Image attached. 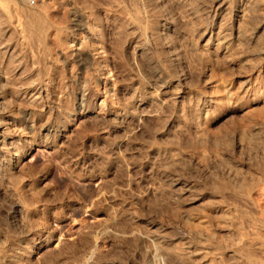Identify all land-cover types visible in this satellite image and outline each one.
I'll return each mask as SVG.
<instances>
[{
	"label": "rangeland",
	"instance_id": "obj_1",
	"mask_svg": "<svg viewBox=\"0 0 264 264\" xmlns=\"http://www.w3.org/2000/svg\"><path fill=\"white\" fill-rule=\"evenodd\" d=\"M143 1L0 0L3 264H164L159 235L189 240L173 264H264V31L223 53L198 30L213 12L230 27L232 6Z\"/></svg>",
	"mask_w": 264,
	"mask_h": 264
},
{
	"label": "bare ground",
	"instance_id": "obj_2",
	"mask_svg": "<svg viewBox=\"0 0 264 264\" xmlns=\"http://www.w3.org/2000/svg\"><path fill=\"white\" fill-rule=\"evenodd\" d=\"M131 1V0H130ZM135 1V0H134ZM145 1V0H144ZM143 1V2H144ZM147 1V3H148V5L146 6L145 4H147V3H143L144 4V7L146 6V7H148V6H150V4H149V2H152V1H155L156 3H157V6L158 7H160L161 5H163L164 3H166V5H168L169 6V4L167 3V2H169V1H172V0H146ZM175 1V0H174ZM216 2H215V4H216V7H221V8H224V10L226 9V7L228 8V7H230V6H232V9H233V13H234V18H233V20H232V23H230L231 25H230V27H228L229 26V24H226L227 22L225 21V19L227 20V18H225L224 19V16H223V22H222V17H221V15L219 14V12L220 11H217L218 12V14L220 15V17L221 18H219L218 17V15L215 13V12H213V10H212V12H213V16H211V18H212V20L210 21V22H204V24L202 25V26H200V27H196V29H198V28H200V30H198L199 31V34L198 35H200L201 36V38H202V40L203 41H205L204 42V44L205 45H208V47H211L212 49H214V50H221V51H223V53H224V51H227L228 53H230V51L231 52H233V49L234 48H236L234 51L237 53L239 50H237V48L238 47H241L242 45H239L238 43H236V42H239V43H242L243 41H244V43L247 41V42H250L249 40H251L250 38H254V37H257V35H262L263 36V31H264V14H260V12L262 11V9H260V7L259 6H261V8H263L262 6H264V0H215ZM180 3V1H177V2H175V5H176V3ZM170 4H171V2H169ZM174 3V2H173ZM178 3V4H179ZM183 3H185V1L183 2ZM190 3V2H189ZM16 4V3H15ZM143 4H140V5H143ZM154 4V3H153ZM152 4V5H153ZM177 4V7L178 8H181V5H182V3H180L179 5ZM209 4V3H208ZM155 5V4H154ZM153 5V6H154ZM172 5V4H171ZM170 5V6H171ZM201 5V4H200ZM229 5V6H228ZM157 6H155L156 8H157ZM167 6V7H168ZM173 6V5H172ZM180 6V7H179ZM185 6V5H184ZM187 7H188V5H186ZM137 7H139V6H137ZM137 7H134V9L135 10H137L138 12H142L143 10H139V8H137ZM141 7H143V6H141ZM145 7V8H146ZM155 7H153V8H155ZM162 7V6H161ZM166 7V8H167ZM177 7H176V9H177ZM183 7V6H182ZM191 7V6H190ZM197 7V6H196ZM195 6L193 7V8H196ZM209 7H210V5H209ZM215 7V6H214ZM215 7V8H216ZM123 8V7H122ZM145 8H142V9H145ZM151 8V7H150ZM149 8V9H150ZM153 8H151V10L153 9ZM165 8V7H164ZM169 8V7H168ZM172 8H174V6L172 7ZM211 8V7H210ZM220 8V9H221ZM133 9V8H132ZM132 10L133 11V17H134V14L135 13H137L136 15L138 16V12L136 11L135 13H134V11L135 10ZM141 9V8H140ZM149 9H146L145 11H149ZM158 9V8H157ZM156 9V10H157ZM176 9H170L169 8V10H171L172 12H173V14H174V10L176 11ZM185 9V8H184ZM197 9V8H196ZM200 9V8H199ZM217 9V8H216ZM229 9H231V7L229 8ZM156 10L154 11V13L156 12ZM167 10V9H166ZM189 10V9H188ZM223 10V11H224ZM259 10H261V11H259ZM119 11V10H118ZM144 11V12H145ZM159 11V10H158ZM157 11V12H158ZM205 11V10H204ZM231 11V10H230ZM120 12V11H119ZM141 12H140V14H139V16H141ZM152 13H153V11H151ZM151 12L149 11V13H146V14H148L149 16H150V14H151ZM177 12V11H176ZM179 12H181V11H179ZM179 12H177V13H179ZM183 12V11H182ZM189 12V11H188ZM192 12V11H191ZM201 12V11H200ZM208 12V11H207ZM161 13V12H160ZM160 13H157V14H160ZM164 13V12H163ZM167 13V12H166ZM171 14V12H168V14ZM186 13V12H185ZM205 13V12H204ZM209 13V12H208ZM224 13V12H223ZM156 14V13H155ZM176 14V13H175ZM180 14V13H179ZM178 14V15H179ZM193 14H195V12L194 13H192V15ZM214 14H216V15H214ZM230 14V13H229ZM13 15V14H12ZM126 15V14H125ZM129 15V14H128ZM128 15H127V17H128ZM131 15V14H130ZM147 15V16H148ZM187 15V14H186ZM205 15V14H204ZM146 16V17H147ZM148 16V17H149ZM153 16V15H152ZM155 16V15H154ZM188 16H190V15H188ZM187 16V17H188ZM195 16V15H194ZM2 17V16H1ZM12 17H14V16H12ZM141 17H143V14H142V16ZM139 18V17H136V18H138V19H140V21H141V19L142 18ZM145 17V16H144ZM147 17V18H148ZM156 17H157V20H155V21H158V19H159V17H160V19H161V15H156ZM174 17V16H173ZM182 17V16H181ZM186 17V18H187ZM230 17V16H229ZM125 18V17H124ZM130 18H131V16H130ZM130 18H128L129 19V22H131L132 20H130ZM154 19H155V17H153ZM162 18H163V15H162ZM165 19H166V17H164ZM178 18V17H177ZM195 18V17H194ZM200 18H202V17H200ZM2 19V18H1ZM132 19H135V18H132ZM144 19V18H143ZM142 19V20H143ZM168 19H169V17H168ZM168 19H167V21H168ZM171 20H172V18H170ZM170 19H169V21H170ZM18 20V19H17ZM151 20H152V18H151ZM177 20V19H176ZM195 20V19H194ZM193 20V21H194ZM210 20V19H209ZM135 21V20H134ZM144 21V20H143ZM146 21V20H145ZM145 21L144 22H140L142 25H143V23L146 25V23H145ZM148 21V20H147ZM180 21H181V19H180ZM180 21H178V22H180ZM186 21V20H185ZM198 21V20H197ZM203 21V20H202ZM205 21V20H204ZM207 21V20H206ZM225 21V22H224ZM7 22V21H6ZM138 22V21H137ZM148 22H150V21H148ZM154 21H152V23H153ZM159 22H160V20H159ZM191 22H192V20H191ZM230 22V21H229ZM127 23V22H126ZM132 23H135V25H136V22H132ZM157 23V22H156ZM195 23V22H194ZM90 24V23H89ZM155 24V23H154ZM164 24H165V22H164ZM170 24V23H169ZM188 24V23H187ZM190 24V23H189ZM198 24V23H197ZM131 25V24H130ZM134 25V26H135ZM147 25H148V23H147ZM160 25V24H159ZM129 26V25H128ZM133 26V25H132ZM167 26V25H166ZM165 26V27H166ZM186 26V25H185ZM130 27V26H129ZM140 27V26H139ZM148 27V28H147ZM147 27H144L145 29L147 28V32H148V34L149 35H147V36H151V39L152 38H156V34H157V30H159L158 28H156L155 26H153L152 24L149 26H147ZM164 27V26H163ZM176 27H178V26H176ZM135 28V27H134ZM160 28H162V27H160ZM172 28V27H171ZM165 29V28H164ZM181 29H182V27H181ZM184 29V28H183ZM135 30V29H134ZM141 30H144L143 29V27L141 28ZM189 30V29H188ZM191 30V29H190ZM262 31V33H258L259 31ZM169 31V30H168ZM187 31V30H186ZM185 31V32H186ZM192 31V30H191ZM21 32V31H20ZM142 32H144V31H142ZM159 32H160V30H159ZM162 32L163 31H161V34H162ZM174 32V31H173ZM183 32V31H182ZM189 32V31H188ZM190 33V32H189ZM193 33V32H192ZM258 33V34H257ZM165 34V33H164ZM167 34V33H166ZM101 35V34H100ZM186 35V34H185ZM184 35V36H185ZM152 36H154V37H152ZM157 36H158V34H157ZM169 36V35H168ZM171 36V35H170ZM192 36V35H191ZM189 37V36H188ZM1 38V37H0ZM140 38V37H139ZM143 38V37H142ZM148 38H150V37H148ZM158 38V37H157ZM179 38V37H178ZM190 38V37H189ZM136 39V38H135ZM145 40V39H144ZM156 40V39H155ZM173 40V39H172ZM187 40V39H186ZM190 40V39H189ZM252 40H255V38L254 39H252ZM141 41V40H140ZM150 41V40H149ZM164 41H166V40H164ZM180 41V40H179ZM183 41H184V39H183ZM259 41H261V39L259 40ZM5 42V41H4ZM155 42H157V41H155ZM161 42V41H160ZM178 42V41H177ZM255 42V41H254ZM257 42H258V37H257ZM256 42V43H257ZM256 43H254L255 45L253 46V48H255V50L256 49H258L260 46H258V45H256ZM259 43V42H258ZM261 43V42H260ZM247 44V43H246ZM250 44V43H249ZM141 45L142 44H140V47H141ZM176 45V44H175ZM245 45V44H244ZM251 45H253L252 44V42H251V44H250V46ZM261 45V44H260ZM138 46V45H137ZM171 46V45H170ZM180 46V45H179ZM249 46V45H248ZM257 46H258V48H257ZM186 47V46H185ZM144 48H146V47H144V46H142L140 49H139V51L138 52H145V51H147V50H150V49H146V50H144ZM173 48V47H172ZM250 48H252V47H249V49ZM160 49V48H159ZM241 49L243 50V49H245L243 46L241 47ZM260 50H261V47L259 48ZM5 50V49H4ZM169 50V49H168ZM198 50V49H197ZM204 50V49H203ZM229 50V51H228ZM241 50V51H242ZM247 50H248V47H247ZM247 50H246V52H247ZM253 50V49H252ZM254 50V51H255ZM152 51V50H151ZM150 51V52H151ZM158 51V50H157ZM175 51V50H174ZM243 51H245V50H243ZM242 51V52H243ZM257 51V50H256ZM148 52V51H147ZM150 52H149V54H150ZM162 52V51H161ZM168 52V51H167ZM173 52V51H172ZM171 52V53H172ZM193 52V51H192ZM215 52V51H214ZM219 52V51H218ZM234 52V53H235ZM240 52V51H239ZM238 52V53H239ZM251 52V50L249 51V53ZM153 53V52H152ZM159 53V55H160V52H158ZM174 53V52H173ZM205 53V52H204ZM220 53V52H219ZM222 53V52H221ZM226 53V52H225ZM236 53L235 54H233V55H235L236 56ZM237 53V54H238ZM257 53H258V51H257ZM259 53H261L260 51H259ZM139 54V53H138ZM143 54V53H142ZM148 54V53H147ZM164 54H166V53H164ZM176 54V53H175ZM197 54V53H196ZM206 54V53H205ZM232 54H230V56L229 57H231V55ZM247 54H248V52H247ZM140 55V54H139ZM177 55V54H176ZM232 55V56H233ZM145 56V55H144ZM152 56V55H151ZM171 56V55H170ZM174 56V55H173ZM173 56H171L172 58H173ZM197 56V55H196ZM223 56V55H222ZM239 56V55H238ZM238 56H236L237 58H238ZM261 56V55H260ZM193 57V56H192ZM241 57V56H240ZM247 57H248V55H247ZM246 57V58H247ZM139 58V57H138ZM153 58V57H152ZM162 58V57H161ZM169 58V57H168ZM202 58V57H201ZM205 58H207V56L205 57ZM209 58H211V57H209ZM232 58V57H231ZM230 58V59H231ZM242 58V57H241ZM251 58V57H250ZM261 58V57H260ZM263 58V57H262ZM195 59V58H194ZM204 59V58H203ZM208 59V58H207ZM255 59H256V57H255ZM144 60V59H143ZM148 60V59H147ZM142 61L141 62V64H142V66H143V68H144V70L148 73V77H150L151 78V80L153 81V85H156L158 88L156 89V90H158L159 89V93L162 95V96H168V92H169V89L171 88V86H173L172 84H170V82H169V78H166V76L164 75V73H163V71L161 70V69H159V67H158V69H156V68H154V69H156V70H152L150 67L152 66V64H151V66H150V62H149V64H148V61ZM150 60V59H149ZM184 60V59H183ZM232 60H233V58H232ZM238 60V59H237ZM236 60V61H237ZM242 60H244V56H243V59ZM247 60V59H246ZM163 61V60H162ZM199 61H200V59H199ZM198 61V62H199ZM207 61V60H206ZM235 61V62H236ZM251 61V60H250ZM253 61H255L254 59H253ZM252 61V62H253ZM197 62V61H196ZM208 62V61H207ZM244 62V61H243ZM247 62V61H246ZM248 62H249V57H248ZM252 62H250V63H252ZM257 62V61H256ZM168 63V62H167ZM238 63H241L242 64V62H238ZM238 63L236 64V65H238ZM196 64V63H195ZM212 64V63H211ZM210 64V65H211ZM199 65V64H198ZM206 65V64H205ZM250 65V64H249ZM213 66V65H212ZM162 68V67H161ZM214 68V67H213ZM240 68V67H239ZM151 69V70H150ZM175 69V68H174ZM242 69V68H241ZM241 69H239V70H241ZM247 69V68H246ZM144 71V72H145ZM152 71V72H151ZM178 72V71H177ZM205 75V74H204ZM214 76V75H213ZM205 77V76H204ZM212 78V77H211ZM210 78V79H211ZM150 80V81H151ZM145 83V82H144ZM146 84V83H145ZM145 86V85H144ZM174 87V86H173ZM153 90H155V89H153ZM151 92H154V91H151ZM138 94V93H137ZM150 96V95H149ZM191 96V95H190ZM82 97V96H81ZM151 97V96H150ZM155 97V96H154ZM144 98V97H143ZM147 98V97H146ZM152 98V97H151ZM165 98V97H164ZM191 98V97H190ZM205 98V97H204ZM189 100V99H188ZM142 101V100H141ZM204 101V100H203ZM134 102V101H133ZM139 102V101H138ZM165 102V101H164ZM4 103V102H3ZM157 103V102H156ZM7 104H5V106H6ZM137 105V104H136ZM166 105V104H165ZM128 106V105H127ZM147 106V105H146ZM146 106H145V108H146ZM127 108V107H126ZM133 109V108H132ZM162 109V108H161ZM164 110V109H163ZM129 111V110H128ZM148 111V110H147ZM130 112V111H129ZM11 113V112H10ZM144 113V112H143ZM8 114V112L6 113V115ZM146 114V113H145ZM8 116V115H7ZM1 117V116H0ZM0 121L1 122H3L1 119H0ZM0 122V151H1V153L3 152L2 150H3V147L5 146L6 147V144H12L13 143V141H11V140H8V138H10V137H8V135H7V133H5L4 132V127L5 126H3V129L1 128V123ZM6 124V123H5ZM6 128H8V127H6ZM10 129V128H9ZM5 131H7V130H5ZM11 139V138H10ZM15 141V140H14ZM14 145V144H13ZM9 147H10V145H9ZM13 148V147H12ZM5 152V151H4ZM0 153V154H1ZM2 156V155H1ZM4 161V160H3ZM7 162V161H6ZM223 167V166H222ZM225 169V168H224ZM1 171V170H0ZM227 171H229V170H227ZM4 172V171H3ZM2 172V173H3ZM231 173V172H230ZM229 173V174H230ZM3 175H4V173H3ZM11 175V174H10ZM232 175V174H231ZM9 177V176H8ZM4 178V177H3ZM12 179V178H11ZM17 181V180H16ZM240 181V180H239ZM9 183V182H8ZM16 184V183H15ZM8 187V186H7ZM4 188V187H3ZM15 188V187H14ZM242 188V187H241ZM4 190V189H3ZM2 190V191H3ZM15 190V189H14ZM20 190H22V189H20ZM11 191H13V190H11ZM7 193V192H6ZM16 195V194H15ZM241 197V196H240ZM10 198H12V197H10ZM19 200V199H18ZM22 202V201H21ZM18 206V209H19V206H20V203L19 202H16L15 201V206ZM20 208H21V206H20ZM24 209V208H23ZM19 211V210H18ZM21 211V210H20ZM19 211V212H20ZM250 222V221H249ZM252 223V222H251ZM261 226V225H260ZM190 231V230H189ZM196 231V230H195ZM194 231V232H195ZM190 232H193V231H190ZM197 232V231H196ZM199 233V232H198ZM206 233V232H205ZM193 234V233H192ZM201 234V233H200ZM199 234V235H200ZM140 235V234H139ZM196 236V235H195ZM204 236V235H203ZM263 236V235H262ZM141 237V236H140ZM143 237V236H142ZM144 237H145V235H144ZM143 237V238H144ZM158 237V236H157ZM159 237L161 238V236L159 235ZM163 237V236H162ZM198 238H199V240H200V237L199 236H197ZM205 237V236H204ZM228 237V236H227ZM150 238H153V237H151V236H147V239L149 240V244L150 245H148L149 247H150V249H149V247L147 248L149 251H148V253H149V256L153 259H158V258H160L162 261H163V263L164 264H173L175 261H176V259H178V257H180V255H182V252L184 251V252H186L185 250H187L188 249V251H189V247H190V244H189V240H188V242L186 241V240H183L184 241V246L183 247H181V245H182V243H180L181 245H179L180 247H174V246H170L169 245V242L164 246V244H165V240L163 241L162 239L164 238H161V240H160V238L158 239V242L159 241H162V242H164V244L163 245H161L162 243H158L157 242V238L154 240V239H150ZM189 238V237H188ZM208 238V237H207ZM236 238V237H235ZM142 239V238H141ZM145 239V238H144ZM201 239H202V237H201ZM229 239V238H228ZM3 240V239H2ZM221 240V239H220ZM232 240V239H231ZM145 241H146V239H145ZM256 241V240H255ZM208 242H210V241H208ZM225 242V241H224ZM233 242V241H232ZM238 242H239V240H238ZM260 242H262L263 243V241H260ZM252 243V242H251ZM259 243V242H258ZM173 244H175V243H173ZM229 244V243H228ZM241 243H239L238 245H240ZM168 245H169V247H168ZM171 245H172V243H171ZM176 245V244H175ZM221 245V244H220ZM243 245V244H242ZM253 245V244H252ZM261 245V244H260ZM264 245V244H263ZM194 246V245H193ZM192 245H191V247H193ZM202 246V245H201ZM201 246H199V247H201ZM209 246H211V245H209ZM173 247V248H172ZM206 247V246H205ZM204 247V248H205ZM224 247V246H223ZM242 247V246H241ZM255 247V246H254ZM256 247H257V245H256ZM174 248H176L177 250H175ZM178 248H182V250H181V252L179 251L180 249H178ZM194 248V247H193ZM193 248H192V250H193ZM210 247H208V249H209ZM212 248V247H211ZM243 248V247H242ZM260 249L262 248V249H264V247L261 245V247H259ZM146 249V250H147ZM197 249V248H196ZM207 249V248H206ZM255 249V248H254ZM257 249H258V247H257ZM260 249H258L259 251H260ZM261 249V250H262ZM199 250V249H198ZM197 250V251H198ZM214 250V249H213ZM212 250V251H213ZM234 250V249H233ZM209 251H210V253H212V251H211V249H209ZM199 252V251H198ZM201 252V251H200ZM251 252V251H250ZM262 252V251H261ZM188 253V252H187ZM214 253V252H213ZM253 253V252H252ZM255 253V252H254ZM185 254V253H184ZM183 254V255H184ZM189 254V253H188ZM197 254V253H196ZM196 254H194V255H196ZM201 254H203V253H201ZM215 254V253H214ZM257 254V253H256ZM259 254H260V252H259ZM263 254V253H262ZM146 255H147V251H146ZM186 255V254H185ZM193 256V255H192ZM206 256V255H205ZM213 256V255H212ZM229 256V255H228ZM253 256V255H252ZM9 257V256H8ZM183 256H181V258H182ZM188 257V256H187ZM199 257L200 256H198L197 255V258L196 257H194V258H196V259H198V260H200L199 259ZM203 257V256H202ZM2 258V257H1ZM147 258V257H146ZM149 258V257H148ZM205 258V257H204ZM214 258H215V256H214ZM3 259V258H2ZM186 259V258H185ZM191 259V258H190ZM206 260H207V258H205ZM232 259V258H231ZM238 259V258H237ZM236 259V260H237ZM1 260V259H0ZM151 260V259H150ZM150 260L148 261L149 263H150ZM160 260V261H161ZM203 260V259H202ZM154 261V260H153ZM157 261V260H156ZM158 261H159V259H158ZM196 261V260H195ZM201 261V260H200ZM212 261V260H211ZM252 261V260H251ZM185 262V261H184ZM192 262V261H191ZM198 262V261H197ZM217 262H219V261H217ZM0 263H4L3 262V260L2 261H0ZM8 263V262H7ZM6 263V264H7ZM156 263V262H155ZM207 263V262H206ZM220 263V262H219ZM249 263V262H248ZM176 264V263H175ZM192 264V263H191ZM195 264V263H194ZM200 264H205V261L202 263H200ZM217 264V263H216ZM223 264V263H222ZM247 264V263H246ZM249 264H252V263H249ZM256 264V263H255Z\"/></svg>",
	"mask_w": 264,
	"mask_h": 264
}]
</instances>
